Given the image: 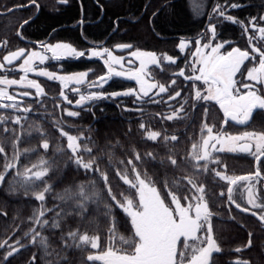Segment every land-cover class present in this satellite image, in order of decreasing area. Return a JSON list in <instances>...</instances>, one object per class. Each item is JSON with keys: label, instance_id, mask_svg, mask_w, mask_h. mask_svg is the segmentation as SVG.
Returning a JSON list of instances; mask_svg holds the SVG:
<instances>
[{"label": "snow or ice", "instance_id": "snow-or-ice-1", "mask_svg": "<svg viewBox=\"0 0 264 264\" xmlns=\"http://www.w3.org/2000/svg\"><path fill=\"white\" fill-rule=\"evenodd\" d=\"M35 2L36 0H32L33 4ZM60 3H67V0H60ZM238 6L233 3L228 7L236 8ZM226 10L225 5L217 4L213 8V14L224 18L226 21L242 23L233 16L226 15ZM256 19V17L251 18L248 25L245 26V32L250 27L254 32L259 33L260 40H264V26H258ZM259 19L264 21V16ZM27 23L28 21H24V24ZM207 31L211 34V39L215 40L216 25L210 23ZM255 39V36L249 37L251 51L233 47L226 53L221 52V49L225 47L224 43L213 45L210 42L202 44L200 40L195 41L196 52L194 56L196 59L192 66V71L193 73L198 72V74L186 76L183 69L178 73H174V75L184 77L186 80L202 81L207 86L204 90L206 94L197 89L194 92V97H190L194 101L192 104L193 109L196 107L195 102L215 101L223 112L224 123L231 119L238 124L247 123L253 116L254 110H264V95L260 94V91L255 89L254 85L242 83L241 87L248 89V91L243 93L236 88L237 80L235 77L237 73H241V68L246 61H256L257 55L259 57L258 67L253 66L248 69L246 79L256 81L258 84H264V50L252 43ZM186 46L185 42H181L179 45L180 49H184ZM117 47L130 48L131 45L124 44L117 45ZM202 49H210V51L205 52ZM45 50L50 51L52 53L51 59L57 61L67 57L80 58L86 55L85 51H78L68 43L45 45ZM90 55L91 57H104L106 55L107 59H105L104 63L107 65L108 75H128L130 79H135L140 85V92L143 97H148L149 100H152V97H150L152 89L158 88V92L155 95L159 96L162 93H168L169 89L176 84L175 79L171 80L170 84L166 86L164 83L159 82L146 83L142 78L146 74L148 65L159 66L161 61L175 64L176 61L172 56L164 54L158 57L153 52L134 51L131 55L139 60L140 67L131 73H125L117 71L113 67V65L123 67L122 58L114 56L108 48L92 50ZM24 56V48L10 51L8 54L3 55V62H0V70L5 68V64L13 65L14 61L20 60ZM47 59L48 57L40 52L32 51L23 60V63L19 65V71L25 75H21L19 79H9L7 75L0 78V109H11L25 113L32 111L31 107L20 108L17 102V95L29 97L31 95L30 92L23 91L17 94L10 93L8 89L19 85L21 88L35 89L37 96L43 94L44 89L41 85L34 79H27V74L35 71L33 67L34 60H39L43 64ZM195 64H198L199 67H195ZM36 74L41 77H47L49 80L71 81L76 84L83 83L88 75L87 72H80L73 75L58 76L56 73L43 69L37 71ZM99 80L104 81L105 77L101 76ZM75 91H79V89H75ZM135 91V89L129 90L123 95H132ZM111 95L116 96L121 95V93H112ZM102 96L103 93L82 94L76 104L81 105L87 100L99 99ZM180 96L181 92L175 91L174 94L168 96V100H176ZM137 99L139 100L141 97L137 95ZM68 102L72 103V101ZM152 102L158 103L159 101L152 100ZM187 104L188 98H185L178 108L166 116V119L168 121L176 118L183 119L184 117H181L180 113L185 110ZM207 112L208 109L205 108V116ZM67 115L77 117L79 112L67 111ZM22 119H27V117L17 116L12 119L9 116L0 114V159H2V164H0V168H2V171H0V186L5 182L9 172H13L9 190L11 192L23 190L25 196H33L37 201L41 202L39 209L35 210L33 216L29 218L39 225L41 230L45 227L61 229L62 222L66 224L69 217L74 220L78 218L77 228L73 229L68 226L66 234L62 232L60 239L66 249L88 253L86 257H82L83 264H96V262H99V264H215L214 253H221L222 249L214 238L211 223L214 214L209 208V203L206 199V196L214 195V193L206 192L205 184L198 182L200 175L213 173V180L218 177L221 181H226L229 184L227 188L228 201L244 212L249 211V209L241 208V205L236 203L232 195L235 190L233 186L238 185L239 182H249L247 203L255 208L264 207V205L256 202V193L254 186L251 184L253 174L228 176L215 168H209V164H221L220 159L213 156V151L251 153L255 155L257 161H260L261 157H264V131H245L239 135H214L213 127L205 123L201 131L203 132L206 129L207 136L202 139L201 150L197 151V145L193 144V152L190 158H182L186 167L192 169V176L170 177L167 174L169 167L174 170H186L180 168L177 158L170 154L171 149L166 157L159 159V164L164 170L162 174L154 178L148 174L147 170L141 173L137 169L134 160L143 164L147 162L148 158L155 161L156 156L152 152H146L142 157L140 152L133 147L131 149L133 157L126 161L120 160L118 163L125 166L115 171V176L123 181L124 185L128 186L127 192L118 194L122 199H118V195L113 192L108 182L107 172L101 170L97 157L92 155L93 149L87 143L82 145L78 142L85 140L83 133L79 136L71 135L69 132L64 131L63 128H60V136L66 137V147L71 150V154L65 161V166L72 164L77 170L83 169L86 173H98L99 178L102 179L105 185V189H99L95 180L65 188L62 192L56 194L55 198L60 201V205H57L60 210L56 212L50 223L45 217L46 213L53 211V209L47 208L44 202L46 194L51 192L52 186L44 178L51 170L55 169L57 161L54 158L49 160L41 156L37 163L31 166L20 165L18 167L22 156L27 157L30 153L36 151L34 148L24 150L19 148L24 135L31 136L32 131H36L41 136L39 147L45 152L50 148L49 140L44 138L45 134L39 127L25 130L18 134L17 129L6 126L10 122L23 128ZM139 127L140 129H145V124L141 123ZM5 133L8 135L5 136ZM161 135V132L158 131H147L146 133L147 139L151 141H156ZM162 139L165 142V146H167L169 140L177 141L178 137L176 135H171L170 137L164 135ZM212 141H215V143H211V150H209V145ZM217 144L221 146L217 148ZM9 148L11 149L10 152L8 151ZM64 152L65 149L57 145L54 156L63 155ZM85 155L88 156L87 159ZM108 166H113L111 154H109ZM128 166H131L130 169ZM224 167L226 168V165ZM129 171L133 174L132 178L129 177ZM254 176L260 177V171L257 170ZM183 181H187V184L191 185V189L195 190V194L191 195V198L189 195L182 196L178 194L185 187ZM41 184H43L42 189H40ZM224 195L225 193L221 191L220 196ZM182 200L188 201V203L185 205ZM117 209L124 216L123 227L131 233L127 237L120 234L119 226L121 221L116 217ZM252 214L256 215L255 212ZM101 217L107 225L104 230L100 227ZM259 219L264 221V214H261ZM83 224H87L88 228L92 229L95 234L90 235L88 230L81 233L79 225ZM102 231L105 234L106 246H102ZM249 235L251 236V234ZM23 237L29 238L31 244L42 248L45 256L50 255L48 237L43 236L41 231L30 227L28 231L23 233ZM6 245L9 250L4 256L5 261L22 248L27 247V245L22 243L21 239H17L14 245H9L7 240L0 242V248H4ZM246 246H251V240ZM89 248L101 250L92 252L89 251ZM235 251L240 252L242 249L238 247ZM36 259L37 257L34 254L31 257L30 264H35ZM63 259L67 261V264H71L67 256H64ZM234 264H248V261L236 260Z\"/></svg>", "mask_w": 264, "mask_h": 264}, {"label": "trees", "instance_id": "trees-1", "mask_svg": "<svg viewBox=\"0 0 264 264\" xmlns=\"http://www.w3.org/2000/svg\"><path fill=\"white\" fill-rule=\"evenodd\" d=\"M145 1L115 0L111 5L105 4L103 19L92 26L93 33L96 35L97 33H104L108 29H111L113 27V20L117 17V30L120 32L119 42L133 43L135 47L142 50L173 52L177 48L179 36H193L202 29L203 21L198 20L209 16L211 6L215 7L217 4L225 5L227 9L226 15H231L234 18L250 19L253 17L259 18L261 15L264 16V0H214V3H212L213 0H148L140 20L126 21L124 19L125 17L132 18V15L139 14L143 9ZM233 3L239 6L236 8L228 7ZM91 11L95 14L98 9L94 6ZM76 14L77 9L72 7L68 14L62 15V18H75ZM151 14H153V21H148L147 19ZM214 16L220 18L217 15ZM63 22L67 23V21H59L55 18H45L44 21H40L39 26L42 30L52 25L59 26V33L66 35L70 30L61 28L60 25ZM70 22L72 21H68V23ZM246 22L248 24L249 21ZM216 26L220 34L219 40H231L241 48L246 47V40L236 35L233 22L218 21ZM72 34L75 35V38H78L77 30H73ZM71 40L74 44H78V39ZM84 67V65L77 64L68 68L80 70ZM119 83V87H115L114 89L104 86L103 92L107 93L115 89L122 90L128 86L125 82L120 81ZM92 101L93 103L88 104L86 108L80 106L76 109L79 112V116L77 117L59 115L56 109L47 103L45 113L37 111L24 113L23 117H27V119H22L23 128L10 122L6 125L7 127L17 129L18 134L25 130L39 127L45 134L44 138L49 140L50 148L45 152V150L39 147L41 143L39 133L32 131L31 136L24 135L19 148L21 150L34 148L36 151L30 153L27 157L22 156L18 167L20 165L31 166L37 163L41 156L49 160L54 158L57 161L55 169L51 170L44 178L52 186V190L46 194L44 202L47 208L53 209V211L47 212L45 217L50 223L56 212L60 210L57 207V205H60V201L55 198L56 194L62 192L65 188L74 187L81 183L86 184L90 180H95L99 189H105V185L102 179L99 178L98 173H86L83 169L77 170L72 164L65 166V161H67L68 156L71 154V150H68L66 147V137L60 136V128H63L64 131L69 132L71 135L79 136L83 133L85 140L78 142L82 145L87 143L93 149L92 155L97 157L101 170L107 172L108 182L113 192L117 195L120 192H127L128 186L124 185L123 181L115 176V171L125 166L118 163L120 160L126 161L133 157L131 151L133 147L140 152L142 157L149 150L154 151L156 156L153 164H150L151 160L149 158L143 164L134 160L137 169L141 173L147 170L150 176L156 178L157 175L162 174L164 171L159 164V159L166 157L170 149L164 144L150 147V143L143 138V135L140 133L139 121L129 118L131 117L129 111L124 109V107L130 106V97L115 99L102 97L96 104H94L95 100ZM51 112L54 113L51 114ZM4 115L12 118L13 115H17V112L8 109ZM4 135L7 136L8 134L5 133ZM57 145L65 149L63 155L54 156ZM174 148L175 150L173 149L174 151H171L170 154L177 158L180 168L186 170H174L169 167L167 174L170 177L192 176V169L187 168L184 160H182V158H186L185 145L179 142L175 144ZM8 151L10 152L11 149L9 148ZM109 154L112 157V167L108 166ZM85 158L87 159L88 156L85 155ZM0 164H2V159H0ZM128 167L130 169L131 166ZM0 171H2V168H0ZM12 175L13 172L10 171L3 185L0 186V242L7 240L8 244L11 245L17 239H21L22 243L27 245V247L22 248L14 256L8 258L7 261L4 260V256L9 250L7 245L4 248H0V264H30L31 257L34 254L37 257L35 264H67V261L63 259L64 256L68 257V261L71 264H83L82 257H86L88 253L66 249L60 239L62 232L66 234L68 226H71L73 229L77 228L78 218L74 220L69 217L66 224L62 222L61 229L45 227L41 230L39 225L34 224V221L29 219L33 216L34 211L39 209L41 202L37 201L33 196H25L23 190L11 192L9 184ZM132 176L133 174L129 171V177L132 178ZM198 182L205 184L206 192L211 191L208 174L200 175ZM183 184L185 187L178 194L182 196L190 194L191 191L189 190H192L191 185H188L187 181H183ZM42 188L43 184L40 185V189ZM118 199H122V197L118 195ZM206 199L208 200L210 209L221 203L218 197L214 198L212 195L206 196ZM220 209L222 211L225 210L223 204H221ZM116 217L121 221V225L119 226L120 234L126 237L131 235L123 227L124 216L119 209L116 210ZM100 219V227L104 230L107 225L103 222L102 217ZM250 220V217H247V220L244 221V228L228 221L219 223L216 226L214 238L217 240L222 252L218 254L214 253L215 264H234L236 260L248 261V264H264V228L260 227L255 220ZM30 227L36 228L38 231H41L43 236L48 237V251L50 255L45 256L42 248L31 244L29 238L23 237V233L28 231ZM79 227L81 233L88 230L90 235L95 234L92 229L88 228L87 224L79 225ZM101 236L102 246H106V238L103 231L101 232ZM249 240H251V246L247 247L246 245H248ZM238 247L242 251L236 252L235 249ZM100 250L89 248V251L92 252ZM96 264H99V262H96Z\"/></svg>", "mask_w": 264, "mask_h": 264}, {"label": "flooded vegetation", "instance_id": "flooded-vegetation-1", "mask_svg": "<svg viewBox=\"0 0 264 264\" xmlns=\"http://www.w3.org/2000/svg\"><path fill=\"white\" fill-rule=\"evenodd\" d=\"M114 2L115 0H67V3H60V0H36L35 4H33L32 0H0V62H3V55H6L10 51H16L20 48L25 49L24 57H21L20 60H17L13 65L5 64V68L0 70V78L7 75L9 79H19L21 75H25L23 72L19 71V65L23 63V60L27 58V55L32 51L40 52L42 55L48 57L43 64H41L39 60H34L33 67L35 71L27 74V79H34L41 85L44 89L43 94L37 96L33 89L21 88L19 85L12 86L8 89L10 93L17 94L23 91L30 92L31 95L29 97L17 95V102L21 108L31 107L32 111L27 113L35 111L45 113V109H47L46 104L49 103L51 104V107L56 109L57 114L65 115L62 107H65L68 104L64 101L65 99L61 93L63 88H68L70 86L71 82L61 83L62 81L60 80H49L47 77L38 76L36 72L43 69L56 73L58 76L87 72L88 75L83 83L71 87L73 93H76L77 95H88L90 92L101 93L103 92L104 86L113 89L119 87L120 81L127 83L128 86L122 90H112V92L118 93L125 89L136 90L129 96L130 106L124 107V109L129 111V114L131 115L129 118L139 121V126L141 123L145 124V129H140V133L143 135V138L150 143V147L159 144L165 145V142L162 139L164 135H168L169 137L171 135H176L178 140H169L167 146L173 152L175 150V144L182 142L185 145L186 158H190L191 153L193 152V144L197 145V151L202 148V139L207 136L206 129H204L203 132L201 131L205 123L213 127L214 135H239L245 131H264V110H254L253 116L247 123L238 124L231 119H228V122L224 123L225 117L223 112L215 101L195 102L196 107L193 109L192 104L194 101L190 97H194V92L197 89L201 90L203 94H206L204 90L207 86L204 85L202 81L186 80L184 77L174 75V73H178L181 69L184 70L186 76L198 74V72L193 73L192 71V66L196 59L194 56V53L196 52V40H200L202 44L209 42L213 45L216 43H224L225 47L221 49V52L226 53L233 47H239L241 50L251 51L249 37L255 36L256 39L253 40L252 43L264 50V40L259 39L258 32H254L250 27L248 28V31L245 32V26L248 25L246 24V21H250L251 18H236L242 23L239 25H237L238 23H233L236 29V35L240 36L241 39L246 40L245 48H241L231 40H219L220 34L217 31V26L215 40L211 39V34L207 31L209 24L216 25L218 21H226L221 17L216 18L214 16L215 14H213L214 6H211L209 16L198 20L203 21L202 29L193 36H179L177 48L173 52L144 50L156 53L158 57L163 56L164 54L172 56L176 61L175 64L161 61L159 66L148 65L146 74L144 75L146 83L159 82L164 83L167 86L170 84L171 80H176V84L169 89L168 93H162L157 96L155 93L158 92V88L150 91V97H152V100L159 101L158 103H155L152 102V100H149L148 97H143V94L140 92V85H137L134 81L119 76H109L107 65L104 63L105 59H107L106 55L104 57H91L90 55L92 50L108 48L114 56L123 57V63L126 65V68L124 69L134 68L136 66L135 62L127 57V53L131 52L133 49L139 48L135 47L133 43L130 42H119L120 32L117 30V17L113 20V27L111 29H108L104 33H97L96 35L93 33L92 26L103 19L104 5H111ZM147 3L148 0L144 2L143 9L139 14L135 16L132 15V18L125 17L124 19L126 21L140 20ZM212 3H214V0ZM94 6L98 9L95 14L91 11ZM72 7L77 9L76 17L62 18V15L65 13L68 14ZM10 9L11 11H9ZM152 15L153 14L148 17V21H153ZM45 18H55L59 21H67V23L63 22L60 26L62 29H69L70 32L66 35H61L59 33V26L53 25L42 30L39 24L40 21H44ZM259 18L256 19L257 25L264 26V21H261ZM24 21H28V23L24 24ZM68 21L72 22L68 23ZM73 30H77L78 38H75V35L72 34ZM71 39H78V44H74ZM181 42H186L188 49H180L179 43ZM57 43H68L78 51H85L86 55L80 58L67 57L58 61L53 60L51 59L52 53L45 50V45H55ZM121 44H131L132 47L125 51H117L114 49L116 45ZM203 51H210V49ZM258 59L259 57L257 55L256 61H246L245 65L241 68V73L243 74L237 73L235 77L237 80L236 88H238L241 93L248 91V89L241 87L242 83H248L254 85L255 89L259 90L260 94L264 95V84H258L256 81L246 79L247 70L253 66L258 67ZM127 61H131L132 64H127ZM77 64L84 65L85 67L80 70H71L68 68ZM113 67L115 69L120 68L119 65H113ZM195 67L198 68L199 65L195 64ZM104 75H107V77L104 81H100L99 77ZM62 84L64 87H62ZM75 89H79V91H75ZM175 91H180L181 96L177 97L176 100H168V96L174 94ZM135 93L141 97L140 102L138 103L135 101ZM101 98L93 99L95 100L94 104L98 103ZM115 98H119V96ZM185 98H188V104L185 106V110L180 113V116L184 118H176L172 121H168L166 116L170 115L174 109L178 108L180 104L184 102ZM91 103H93L92 100H87L85 104L80 106L86 108V106ZM77 108L78 107H76V109ZM205 108L208 109L206 116L204 114ZM7 110L8 109H0V114L4 115ZM53 113L51 112V114ZM147 131H158L161 132L162 135L156 141H151L147 139ZM211 143H215V141L210 142L209 150H211ZM220 146L221 145L217 144V148ZM148 152H152L155 155L152 150H149ZM213 156L218 157L221 164H209V168H215L228 176L253 174L251 184L254 186V191L256 193V202L264 205V157H261L260 161H257L255 155L251 153H233L227 151H213ZM149 159L151 160V158ZM154 162L155 161L151 160L150 164H153ZM224 165H226V168ZM257 170L261 173L260 177L254 176V173ZM213 175V173L208 174L209 184L211 186L210 192L214 193L212 196L214 198L218 197L221 202L220 205L211 208V211L214 214L211 221L213 234L216 226L219 223H224L226 221L229 223L233 222L236 226L244 228V221L247 220V217H250L251 220H255L260 227L264 228V221L259 219L260 215L264 214V207L255 208L247 203V187L249 186V182H239L238 185L233 186L235 190L232 195L236 203H239L241 208L249 209V211L244 212L241 211V209L236 208L235 204L228 201L227 188L229 187V184L226 181H221L218 177L213 180ZM221 191L225 193L224 196H220ZM193 194H195L194 189H192L188 195L191 196ZM221 204H223L225 208L224 211L220 209ZM253 212L256 213L255 216L252 214Z\"/></svg>", "mask_w": 264, "mask_h": 264}, {"label": "rangeland", "instance_id": "rangeland-1", "mask_svg": "<svg viewBox=\"0 0 264 264\" xmlns=\"http://www.w3.org/2000/svg\"><path fill=\"white\" fill-rule=\"evenodd\" d=\"M186 43V42H185ZM181 43H179V45H180ZM186 45H187V43H186ZM180 48V47H179ZM184 49H188V46H186ZM195 49H196V47H195ZM203 50H208V49H202V51ZM134 51H142V52H147V51H144V50H140V49H133L131 52H129V53H127V57L129 58V59H131V60H133L134 62H135V67L134 68H129V69H124V68H126V65L123 63V57L122 56H120L121 58H122V63H123V67H121L120 65V68H118V69H116L117 71H122V72H125V73H131V72H133V71H135V70H137V69H139V67H140V63H139V60L136 58V57H134V56H132L131 55V53L132 52H134ZM14 69H17V68H14ZM119 77H121V78H124V79H127V80H132V81H134L137 85H139V83L135 80V79H130L129 77H128V75H125V76H119ZM20 78V77H19ZM143 79H144V76L142 77ZM71 82V81H70ZM61 83H63V82H61ZM76 85V83H74V82H71L70 83V86L68 87V88H63L62 89V93H64L63 94V98L65 99V95H66V97H67V99H65L64 101L65 102H67V104L68 105H66L65 107H62L63 108V113L65 114V116H68L67 115V111H77L76 110V107H80V105H77L76 104V101L77 100H79V97H80V95H77L76 93H73L72 92V88L71 87H74ZM62 87H64V85L62 84ZM130 89H125L124 91H120V92H118V93H121V95H116V96H113V95H111L112 93H117V92H107V93H104V92H101V93H103V96L102 97H108V98H111V99H113V98H115V97H129L130 95H123V93H125V92H128ZM33 91H35L36 92V90L35 89H33ZM91 93H99V92H90L89 94H91ZM88 94V95H89ZM70 95V96H69ZM137 93H135V97H136V99H135V101H136V103H138V102H140V99L138 100L137 99ZM134 97V96H133ZM68 101H72V103L70 104ZM86 103V101L83 103V104H85ZM82 105V104H81ZM21 108V107H20ZM9 110H11V109H9ZM175 110V109H174ZM12 111H14V110H12ZM17 112V115H13L12 116V119H14L15 117H17V116H19V117H23V115H24V112L23 111H16ZM172 113V112H171ZM8 116V115H7ZM10 117V116H9ZM190 198H191V196H189ZM183 203L186 205L187 203H188V201H183ZM35 224V223H34ZM15 243H13V244H11V245H14Z\"/></svg>", "mask_w": 264, "mask_h": 264}, {"label": "water", "instance_id": "water-1", "mask_svg": "<svg viewBox=\"0 0 264 264\" xmlns=\"http://www.w3.org/2000/svg\"><path fill=\"white\" fill-rule=\"evenodd\" d=\"M121 45H123V44H121ZM129 45H131V44H129ZM131 47H132V45H131ZM131 47H130V48H131ZM130 48H118L117 45L114 47V49L117 50V51H125V50H129ZM7 54H8V53H7ZM15 62H16V61H14V63H15ZM127 64L130 65V64H132V62L129 63V61H127ZM104 77L106 78L107 75H104Z\"/></svg>", "mask_w": 264, "mask_h": 264}]
</instances>
